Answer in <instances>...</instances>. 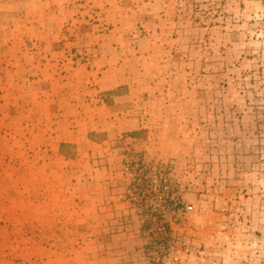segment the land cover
I'll return each mask as SVG.
<instances>
[{
    "label": "crops",
    "instance_id": "0c3cea01",
    "mask_svg": "<svg viewBox=\"0 0 264 264\" xmlns=\"http://www.w3.org/2000/svg\"><path fill=\"white\" fill-rule=\"evenodd\" d=\"M241 4L242 0H111L103 9L108 30L88 65L68 67L67 58L38 59L40 75H28L32 82L8 103V121L0 119V163H17L7 165L9 172H0L5 176L0 178V198L2 193L11 195L8 208L13 218L10 231H0V239L46 242L38 251L25 250L24 255L40 257L37 264H142L137 243L142 219L134 212L129 198L133 188L116 147L126 132L135 133L132 144L139 150L152 149L161 158L158 147L169 146V153L163 154L173 156L175 164L186 156L199 163L187 172L192 188L179 187L186 211L179 222H170V236L203 248L209 260L221 228H235L237 204L244 199L246 204L245 195L251 192V185L243 186L255 167V155L245 147L262 141L252 132L246 135L252 124L243 119L252 107H242L241 90L226 89L225 83L242 76L226 73L228 62L218 34L222 26L213 24L206 10L222 5L224 18L235 19ZM60 20L57 17L58 24ZM226 114L233 115L232 120L225 121ZM166 122L173 129L169 133ZM178 125L193 132L191 141L176 138ZM151 129L158 137L143 135ZM210 130L216 135L204 137ZM174 147L194 154L181 158ZM198 176L207 178L200 184ZM38 177L41 209L19 205V194H35L33 179ZM252 191L261 207L264 189ZM2 220L1 228L7 224Z\"/></svg>",
    "mask_w": 264,
    "mask_h": 264
},
{
    "label": "rangeland",
    "instance_id": "374dc122",
    "mask_svg": "<svg viewBox=\"0 0 264 264\" xmlns=\"http://www.w3.org/2000/svg\"><path fill=\"white\" fill-rule=\"evenodd\" d=\"M110 1L0 0L1 120L5 123L8 121L4 116L11 111V106L8 103L14 99L12 95H17V91L25 89L28 82H32L30 77L35 79L36 74L40 75V69L38 70L39 67L35 65L38 59L67 58L69 60L67 66L69 67L72 63L88 65L95 58L98 45L103 41L102 36L108 30L103 9ZM241 5V10L235 19L224 18L225 12L222 5L218 8H211L214 7V5H211L206 10L209 12V17L213 20L212 23L222 26L218 34L221 35L219 43L223 56L228 62L226 73L234 77L242 76L240 79L236 78L235 82L225 83L226 89H230L232 92L241 90L242 107H252L251 112L245 115L248 117L243 119V122L252 124L251 128L245 130L246 135L252 132L255 139H262V141L255 142L252 146L245 147L248 151H254L255 155L253 160L255 167L249 170V173L247 172L246 181L248 180V184L243 186H252L250 194L245 195L248 197L246 199L247 203H243L245 202L244 199L242 203L237 204L236 216L232 219L235 222V228H232V230L229 227L221 228V234L217 238L216 246L209 253L211 255L209 260L206 258L207 254L203 248L194 247L191 241H187L183 237H171L170 232L167 233L166 231L164 251L161 248L157 250V241L154 240L156 227L153 224L150 226L151 222L147 225L143 220L151 219L150 214L153 209H160L161 211V202L153 200L146 190L144 191V189L136 186V178L139 175L138 169L145 171L143 181L147 182L150 187L156 174H163L167 179V183L173 188L174 193L179 196V187L192 188V182L187 175L199 163H191L186 156L175 164L173 156H165L163 154L166 151L169 153V146L158 147L161 151V158H158L159 156H155L156 154L152 149L148 152L143 147L141 148L144 151L135 148L132 144L133 137L130 133H121L116 147H118L121 156H124V170L127 171L129 185L133 188V194L129 195V198H133L134 212L138 213L142 219L141 240L137 242L141 253H143L142 264H150L151 254L160 255L162 253V255H166L168 249V251L176 254H183L181 251L183 245L192 250L189 264H264V204L260 207L253 200V196H251L253 193L252 188L255 190L259 187L264 189V0H242ZM57 17L62 19L59 24ZM215 18H218V20H214ZM41 24L44 25V30L34 28ZM127 25L133 28L130 24L127 23ZM29 27L32 28L29 29ZM132 39L135 40V38ZM32 60H35L34 64H31ZM67 66L58 67V70L68 69ZM251 74L255 75V78H251ZM161 116L166 117L167 115ZM223 116L225 121L233 118V115L226 114ZM249 117L251 118L249 119ZM165 127L168 129V133L169 130H173L169 129L171 125L168 122H166ZM145 132L143 135L148 138L158 137V132L153 129ZM220 134L221 132H219L218 136ZM174 135L177 136L176 138L187 137L185 141H191L194 137L193 132L180 129L179 125L175 129ZM213 135H216L215 131L210 130L204 134V137L210 138ZM222 148L219 145L217 152H222ZM6 150H9V147H6ZM174 154H183L182 158L185 154L188 156L194 154V150H188V153H185V150L177 151V147H174ZM15 164L17 163H0L4 168L0 172H9L6 169L8 168L7 165L13 166ZM174 164L176 167H174ZM254 177H258L259 182H253L256 180ZM0 178L3 180L5 176L2 174ZM205 178L207 177L200 178L198 183L201 184ZM194 180H196L195 177ZM213 181L214 179L210 180L212 183ZM33 183L36 185L35 191H31L35 192L33 196H28L29 191H25L19 194L20 198L18 201L16 199L14 201H17L19 205H24V207L31 205L32 208L40 210L41 196L39 193L41 188L39 189V184L41 182L39 177L34 178ZM10 198L12 199L9 193H2V199L0 198V203H4L0 206H5L2 211L0 210V223H2L1 219L7 222V224L3 223L2 228L0 227V231L4 233L5 231L6 233L10 231L8 222L13 220L10 217V208H8L11 203ZM261 199L263 200L264 198ZM185 211H181L177 215H172V213L168 212L162 218L168 223L170 228V222L174 224L179 222ZM156 213L158 212L156 211ZM21 216L23 215H20L18 219H21ZM222 218L218 216L217 220ZM222 221L227 222L225 218ZM26 228L33 231L31 227ZM151 231H153L154 235H152ZM45 243L43 241L34 243L31 241L16 242L8 238L7 240L0 239V264H33V261L34 264L40 263V257L33 258L32 256L24 255V253L25 250L34 249V251H38L43 249ZM137 243H134V245L136 246ZM36 253L34 252V254ZM206 260L208 263H205Z\"/></svg>",
    "mask_w": 264,
    "mask_h": 264
},
{
    "label": "built area",
    "instance_id": "2783aa9c",
    "mask_svg": "<svg viewBox=\"0 0 264 264\" xmlns=\"http://www.w3.org/2000/svg\"><path fill=\"white\" fill-rule=\"evenodd\" d=\"M138 170L139 175L136 178V186L144 189V191L146 190L153 200L161 202V211L160 209H153V212L150 214L151 219H145L143 222L147 223V225H149L151 222L150 226L153 224L154 227H156L154 230V234H156L154 240L157 241L156 244L158 245L156 248L157 250L161 248L162 251H164L166 243V221L162 217L168 212L172 213V215H177L181 211L186 210V205L184 204L181 197L174 193L173 188L169 183H167V179L163 174L157 173L153 179L152 186L150 187L147 182L143 181L145 171L143 169ZM156 211L158 213H156ZM148 231L150 233V229ZM151 232L152 235H154L153 231ZM168 250L166 255H162V253L160 255L151 254L150 264H189V257L192 254L191 248L183 245L181 251L184 256L183 254H176Z\"/></svg>",
    "mask_w": 264,
    "mask_h": 264
},
{
    "label": "trees",
    "instance_id": "16d2710c",
    "mask_svg": "<svg viewBox=\"0 0 264 264\" xmlns=\"http://www.w3.org/2000/svg\"><path fill=\"white\" fill-rule=\"evenodd\" d=\"M135 133H131L130 135L133 136ZM165 231L168 233L170 232V228H169V225L168 223L165 224Z\"/></svg>",
    "mask_w": 264,
    "mask_h": 264
}]
</instances>
